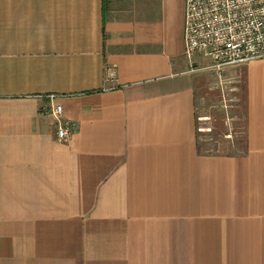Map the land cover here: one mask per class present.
<instances>
[{
  "label": "crops",
  "instance_id": "0c3cea01",
  "mask_svg": "<svg viewBox=\"0 0 264 264\" xmlns=\"http://www.w3.org/2000/svg\"><path fill=\"white\" fill-rule=\"evenodd\" d=\"M184 6L0 0V264H264V58L203 140Z\"/></svg>",
  "mask_w": 264,
  "mask_h": 264
},
{
  "label": "built area",
  "instance_id": "2783aa9c",
  "mask_svg": "<svg viewBox=\"0 0 264 264\" xmlns=\"http://www.w3.org/2000/svg\"><path fill=\"white\" fill-rule=\"evenodd\" d=\"M183 46L190 63L199 57L215 71L264 58V0H185ZM40 97L52 100L57 95ZM50 114L56 137L66 140L71 126L62 117L61 105H50Z\"/></svg>",
  "mask_w": 264,
  "mask_h": 264
},
{
  "label": "rangeland",
  "instance_id": "374dc122",
  "mask_svg": "<svg viewBox=\"0 0 264 264\" xmlns=\"http://www.w3.org/2000/svg\"><path fill=\"white\" fill-rule=\"evenodd\" d=\"M209 65L210 62L208 60L198 59L193 66H188V70L192 69V77L200 82L197 106V114L201 119L200 126L203 127L204 131L210 128V131L204 132L206 134H201V138L205 140H210L212 138L209 134H211V126L213 122L208 116L210 115L211 117V114L214 116L224 114L227 116L225 126H227L230 135L227 138L230 142H225L221 139V141L219 140L222 148H224L223 146L228 144H236V135L234 134L241 131V101L239 102L238 100L240 97L238 94L239 76L232 70L234 69L233 67H224L219 71H215L210 68ZM218 90L221 91V95L216 94V91ZM222 110L224 112H222ZM216 138L218 139V137ZM203 143L206 144L205 141H203ZM206 147L213 148V141L212 143H207Z\"/></svg>",
  "mask_w": 264,
  "mask_h": 264
},
{
  "label": "trees",
  "instance_id": "16d2710c",
  "mask_svg": "<svg viewBox=\"0 0 264 264\" xmlns=\"http://www.w3.org/2000/svg\"><path fill=\"white\" fill-rule=\"evenodd\" d=\"M201 134H206V133H201ZM209 136H210V134H209ZM203 140H205V139H203Z\"/></svg>",
  "mask_w": 264,
  "mask_h": 264
}]
</instances>
